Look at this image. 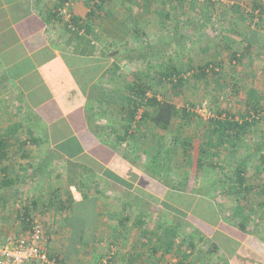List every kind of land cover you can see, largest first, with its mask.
Returning a JSON list of instances; mask_svg holds the SVG:
<instances>
[{
	"label": "crops",
	"instance_id": "0c3cea01",
	"mask_svg": "<svg viewBox=\"0 0 264 264\" xmlns=\"http://www.w3.org/2000/svg\"><path fill=\"white\" fill-rule=\"evenodd\" d=\"M255 1L248 0V4L253 5ZM257 1L264 5V0ZM61 2L0 0V136L8 135L9 146L7 157L0 162V242L11 233H19L23 226V208L30 205V201H36L34 215L51 209L48 206L51 198L56 196L55 189H39L37 194L33 191L38 187L35 178L39 179L44 173L49 175L48 168L57 163L67 172L71 162L87 165L95 176H102L100 182L106 184L107 181L108 187L114 190V198L109 202L98 198V209L103 206L106 209L120 208V192L132 190L111 178L107 171L126 180L133 188L139 186L154 192L151 187L154 184L160 189L165 188L166 193L170 189L165 179L145 174L142 168L146 164H141L140 160L144 162L146 159L138 161L128 154L122 156L115 144L122 142L124 146L135 138V148H140L139 152L144 155V151L154 144L152 139L146 138V132L156 130L160 136L165 132L150 122H143L137 136V124L130 126L124 117L126 98L131 97L129 86L138 82L130 73L144 78L145 82L152 80L147 72L130 71L134 61L145 60L144 51L137 54V58L131 57L130 51L141 50L143 45L153 48L154 42L148 39L149 36L155 30L161 33L169 26L176 29L185 26L191 28L193 34L201 32L195 20L200 16L198 0H106L103 8L91 18L88 16L92 0H65L63 5ZM158 3L161 8L154 7ZM229 3L228 31H234L238 22L243 24L244 16L237 11L243 2L231 0ZM64 6L80 19V28L72 26L61 15L60 18L57 11ZM253 14L257 16L258 27L247 30V34L255 32V42L264 43V14ZM172 17L176 18L175 25L171 23ZM240 17L241 21L238 20ZM155 25L157 29H153ZM205 25L202 24L204 28ZM240 26L243 29V25ZM242 29L240 34L245 31ZM190 40L189 43L193 44L194 40L189 37ZM236 42L247 44L248 37L227 43ZM126 68H129L128 72ZM152 94L150 90L149 95ZM157 95L161 99L160 93ZM29 129L33 134L28 135ZM126 130H129L127 137L123 134ZM158 134L151 133L153 137ZM28 172H31L34 189H15L18 180L12 186L3 185L6 177L17 179ZM129 173L139 179L134 181ZM142 177L149 180L148 185L153 183L147 187L141 185ZM12 190L14 193H10ZM45 193L47 199L41 197ZM61 216L57 215L58 218ZM23 233H26L25 229ZM260 239L256 238L264 245V238ZM254 252L257 264H264V254Z\"/></svg>",
	"mask_w": 264,
	"mask_h": 264
},
{
	"label": "rangeland",
	"instance_id": "374dc122",
	"mask_svg": "<svg viewBox=\"0 0 264 264\" xmlns=\"http://www.w3.org/2000/svg\"><path fill=\"white\" fill-rule=\"evenodd\" d=\"M230 1L198 0L197 12L200 16L195 19L197 27L201 29V32H196L198 35L191 33L192 29L185 28V26H179L180 32L178 28L169 26L161 33L159 30H155L153 35L149 36L148 39L154 42L153 48H145L143 45L141 50L138 48L130 51V56L136 58L137 54L144 51L145 60L140 61L138 59L129 68L130 71L137 69L139 74L141 71V73L147 72L150 77L152 76V80H149L154 86L152 91L160 93V96L165 94L180 108L183 106L197 108L206 104L207 109L203 108L201 111V121L199 118H195V121L189 122V124L185 123L180 126L173 124L161 136L156 130H148L146 138L148 140L152 139L151 142L154 144L150 145L146 152L144 151L146 156L143 155V152H139L140 148H135V138H130L133 142L124 146H122V142L115 144L117 152L122 156L128 154L136 160L146 159L143 160L144 162L140 160L141 164H146L142 168L145 174H153L156 177H161L162 180L165 179L166 186L170 189L161 198L156 193L143 190V187L140 188L139 186L129 188L132 189L130 191H121V201L119 202L122 204L120 208L118 206L115 209H106L105 206H101L102 209L100 208L107 216L100 218L99 231L98 228L94 231V235L97 236L96 239H99V241H96L95 237L87 235V240L95 242L90 243L89 250L85 245L78 243L74 247L75 249H73L67 264H175L184 254V246H186L185 243H187L190 236L193 238L195 248L189 247L187 250L189 254L186 260L187 264L258 263L257 254L254 252L257 250L254 248L253 243L259 241L256 238H264L263 209H257L253 213V220L249 225L250 231L243 232L236 226V221L242 218L241 214H235L237 197L228 193L227 190H223L229 184H233L230 178H232L235 164L245 156L246 148L250 145L245 141H241L236 148L219 150V155L214 157L211 154L206 156V153L204 154L201 151L200 146L207 143L206 146L213 149L215 143L213 139L204 142L205 131L209 129L208 127L211 124V118H208L209 112L216 115L215 111L222 109L235 114L236 118L240 117L241 114L246 115V113L247 117H252L256 113L247 104L248 89L255 88L264 99V48H262L264 43L258 44L254 41L252 51L250 54H245L241 63L234 62V60L229 63L231 53L242 51L246 44L236 42L230 45L227 42L244 36L248 37L250 35L247 34L248 31L258 27L257 16L255 14L253 17L252 15H246L247 12L251 13L252 5L248 4L250 2L248 0H238L243 2L237 10L238 13L244 16V19H242L243 24L238 22L234 31H228ZM160 4L158 3L154 7L161 8ZM170 20H172V25L176 24V18L172 17ZM238 20L241 21V17ZM210 21L211 25L209 24ZM202 24H206L205 28ZM240 25H243V29ZM157 28L158 26L155 25L153 29ZM241 29L245 30V33L240 34ZM187 30H190V32L188 33ZM189 37L194 40L193 44L189 43L191 42ZM157 39H159L158 42ZM227 45L229 48H226ZM207 46V51H203L204 47ZM182 47L183 49H181ZM147 55H149V58L146 57ZM171 59L184 64L192 59L195 67L209 60L220 59L223 61L224 68L220 71L219 76L208 77L209 81L204 79L203 81L192 82L190 79L176 90L166 82H159L158 79V71ZM129 68H126L127 72ZM130 75L138 81L140 80V76H135V73L132 72ZM185 75L189 76L188 72ZM234 83L238 88L237 93H234L232 89ZM122 85H124L123 81ZM261 104L263 109L260 111V116L264 117V100ZM140 132L141 130L138 128L137 136ZM154 132L158 135L153 137L151 133ZM252 136L256 140L264 138L263 121L257 123ZM185 137H191L193 140V146L189 149L187 155H184L181 145V141ZM198 157H202L205 161L217 163L222 168H214L210 165L198 167ZM254 158L255 160L252 161ZM254 158L248 161L249 181H254L258 179L257 177L260 178L256 170L263 166L261 161L256 159V156ZM48 169H50L49 175L43 172L44 174H41L39 179L35 178L39 188L37 187L33 194L38 193L36 190L42 189L44 191L49 187L50 191L55 189L53 193H56L55 197L57 198H66L69 190L74 195L75 200L82 197L84 188L81 189L79 178H76L68 187V179H70L71 173L67 172L66 168H62V165L57 163L55 167ZM77 170L81 171L82 169ZM29 173L31 172L22 173L17 178L18 184L15 189H34L32 188L33 179H31ZM129 175L134 181L139 179V176L135 177L133 173H129ZM90 177L92 180H89L91 181L89 182V190L85 188L84 191H89L92 196H98L102 201H111L114 198V190L112 187H108L107 181L106 184L100 182L102 176L98 175L93 176L91 174ZM183 185L184 187H182ZM139 189H142L143 192ZM42 190L40 192L43 195ZM96 190H101V192H96ZM10 193H14L13 190ZM47 193L40 196L47 199ZM27 194L30 195L28 192ZM33 194L32 197H34ZM263 199V193L254 194L249 197L247 203L245 202V207L241 206L240 209L243 208L248 212L252 200L260 201ZM140 211L144 213L143 216H141ZM65 213L51 208L40 212L38 216L35 215V218L42 223L45 233L44 245L48 252L59 251L64 253L69 249L71 231L63 226ZM57 215L62 216L58 218ZM139 217L145 221V224L142 222L135 224L142 221ZM161 225L171 229V235L174 236L177 233L175 243L171 244L172 247L169 250L171 252H167L169 254H164V250H160L158 253L150 250L151 246H157L158 242L156 238L150 239L149 230L151 232L157 231L162 227ZM19 230L18 234L15 232L9 235L15 237L24 235L25 237L26 233H23V229L19 228ZM249 234L252 236L248 237ZM2 243L0 242V244ZM217 245L219 249L216 248ZM159 248L161 249V247ZM167 249L166 251H168ZM25 264L47 263L30 261Z\"/></svg>",
	"mask_w": 264,
	"mask_h": 264
},
{
	"label": "trees",
	"instance_id": "16d2710c",
	"mask_svg": "<svg viewBox=\"0 0 264 264\" xmlns=\"http://www.w3.org/2000/svg\"><path fill=\"white\" fill-rule=\"evenodd\" d=\"M64 1L65 0H62L60 4H62ZM92 1L93 4L91 5L88 18H91L97 10L102 9L103 4L106 2V0H99L98 3H95L94 0ZM57 12L58 15L60 16L59 10ZM254 12H257V14L260 16L264 14V5H262L257 0L252 5L251 13L247 12L246 15L247 16L252 15L253 17ZM60 18L62 17L60 16ZM79 20L80 19H78L73 15V17L71 18V23L80 28ZM254 33L251 32L249 33L250 35L248 36V42L242 51L240 52L233 51L231 53L229 58V63H231L233 60L234 62L241 63V61L244 59L243 57L245 56V54H250V52L253 49V44L254 41H256V36H257V35L255 36ZM207 49L208 46L204 47L203 51H207ZM222 68H224V64L223 61L220 59L206 61L204 64H199L198 67H195L192 59H189V62L185 64L180 63V61H173L171 59V61L169 60L165 64V66L162 69H160V71H158L159 82H163V83L166 82L177 90L180 86L184 84V82L190 79L192 80V82L203 81L204 79L209 81L208 77L211 78L212 76L215 77L219 76ZM186 72H188L189 76L185 75ZM143 79L144 78H140L138 82H133L129 86L131 97L126 98L127 104L125 108L127 110L124 114V117L130 126H132L135 123L137 124V128H139L141 124H143V122H151L158 129L162 131H166L173 124L180 126L185 123L189 124V122L195 121V118H199L200 121L202 120L200 114L195 111V107L188 108L186 106H183L182 108H180L165 94H163L160 99L157 95L158 93L156 94L155 91H153L152 95H149V91L152 90L154 86L148 81V79L146 80V82L142 81ZM232 89L234 93L238 92V88L235 83L232 85ZM262 100L264 99L259 95L257 90L252 87L247 91V104L256 113L252 117H247L246 116L247 113H246V115L241 114L240 117L236 118L235 114L226 112L222 109L216 110L215 111L216 115L214 114V117L210 119L211 124L208 127L209 129L206 130L204 134L205 136L204 142L206 141L209 142L211 139L215 141V143L213 144V149H210V146L209 147L206 146L207 143L206 145H200L201 151L204 152V154L206 153V156L211 154L212 157L218 156L220 152L219 150H223L224 148H231V149L236 148L239 142L241 141H245L251 146V148L250 146L246 148L245 156L235 164L232 178H230L233 184L232 185L229 184L226 189H223L224 191L227 190L228 193L234 194L237 197L236 198L237 206H236L235 214L236 215L241 214L242 218L236 221V226L243 232L250 231L249 225L250 223H252L251 221L253 220V213L257 209H263L264 212V199L260 201L252 200V205H250V210L248 212H246V210L243 208L240 209L241 206L245 207V202L246 203L248 202L247 200H249L250 196H253L254 194H258V193L264 194V152H263L264 138L263 139L260 138L258 140L252 138L257 123L260 121L264 122V117L260 116V111L263 109L261 104ZM223 114L225 115L223 116ZM128 131L129 130L123 131L125 137H127V135L129 134ZM22 132H26V131H22ZM27 132L28 135L33 134L31 129H29ZM6 136H8L6 133L0 136V162L7 157V149L9 148V146ZM181 142H182L181 145L184 151V155L185 154L187 155L189 149L193 146V140L191 137H185V139H183ZM255 156L258 161H261V164L263 166L262 168L256 170L258 171L257 175H259L260 178L257 177L258 179H255L254 181H249L248 169H247V166L249 164L248 161L250 159H253ZM254 160L255 158L252 161ZM205 165H210L211 167L214 168H222V166L221 165L219 166L217 163H214L212 161H205L202 157H198L197 166L203 167ZM77 169L80 170L82 169V170L79 171ZM147 170L149 171L148 168ZM69 173H71V175H70V179H68V187L69 185L72 184V182L76 178H79L81 189L87 188V190H89L90 187L89 182H91L89 181L91 179L90 176L91 174L95 176V173L90 167L84 164L71 162L69 165ZM106 173L110 174L111 178L117 179L120 183L126 184L129 188H133V185L128 183L126 180L118 178V176L110 173L109 171H107ZM6 175H9L8 172H6ZM151 176L154 175L151 174ZM16 180H17L16 178L13 179L6 177V179L3 180V185L6 187L12 186ZM148 182L149 180L147 178L142 177L140 184L147 187ZM151 183L148 186H150ZM151 187L154 193H156L160 198L165 195L164 188L160 189L158 188V185H154V184H152ZM84 189L82 192L83 193L82 197L78 201L75 200L74 195L70 190L66 198L63 197L57 198L54 196L51 198V203L49 204L48 208L51 207L52 209L60 210V212L62 213L66 212L65 213L66 216L63 219L64 222L63 226L69 228L72 233L71 238L69 239L70 243H69L68 251L64 253L59 251H53V252L47 251L48 258L50 261H52V264H67L68 259L73 252V249H75L74 247L78 243L85 245L86 248L89 250L90 243L95 241L90 242V240H87L86 236L90 235V237H95L96 239L97 236L94 235V231L98 227H100L99 226L100 218L107 216L105 212H102L100 209L97 208V202L100 201L101 199L98 200V196L95 195L92 196L91 194H89V191H84ZM35 206H36V201L32 200L30 201V205L24 206L22 211L23 213L22 228L25 229V232L28 235L32 230V224H33L32 221L38 220L37 218H35L36 216L33 213V208H35ZM140 213L141 216H143L144 213L141 211ZM139 219L141 218L139 217ZM141 222L144 223L145 221L142 220L135 224L137 225ZM161 226L162 227L157 231L151 232V230H149L150 239L156 238L158 242L157 243L158 245L151 246L152 248H150V250L154 253H158L160 250L161 251L164 250L163 251L164 254H169L167 252H171L169 250L172 247L171 244L175 243L174 240L177 237V233L176 235L173 236L171 235L172 234L171 229H169L167 226L165 227L164 225ZM75 237L76 239H74ZM96 241H99V239H96ZM262 242L263 241H257L253 243V245L257 251L264 254L263 251L264 245ZM4 243L5 241L2 244H0V246L3 245ZM185 244H186V246H184L185 250H183L184 254H182V257L179 258L175 264H187L186 260L189 257L187 250L189 249V247L195 248L192 236H190L189 240ZM159 247H161V249ZM216 248L219 249V246L217 245ZM166 249L168 251H166ZM141 259L145 261L143 257H141ZM32 261H39V260H32Z\"/></svg>",
	"mask_w": 264,
	"mask_h": 264
},
{
	"label": "built area",
	"instance_id": "2783aa9c",
	"mask_svg": "<svg viewBox=\"0 0 264 264\" xmlns=\"http://www.w3.org/2000/svg\"><path fill=\"white\" fill-rule=\"evenodd\" d=\"M98 3L99 0H94ZM59 14L69 22L73 14L70 13L66 6L59 9ZM73 26L74 24L71 23ZM206 104L201 107L195 108V111L202 114L203 108H206ZM214 115L209 112L208 118H212ZM32 230L25 237H15L13 235L7 237L5 243L0 246V264H25L32 260H39L42 263L52 264V261L48 258L47 248L45 247V233L42 223L39 220L32 221Z\"/></svg>",
	"mask_w": 264,
	"mask_h": 264
}]
</instances>
